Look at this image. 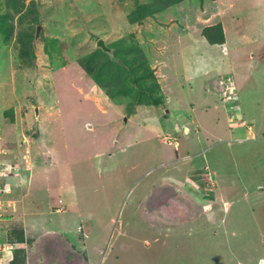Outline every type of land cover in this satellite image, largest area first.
<instances>
[{
  "label": "rangeland",
  "instance_id": "374dc122",
  "mask_svg": "<svg viewBox=\"0 0 264 264\" xmlns=\"http://www.w3.org/2000/svg\"><path fill=\"white\" fill-rule=\"evenodd\" d=\"M37 1L11 42L0 35V114L10 101L0 163L28 169L29 185L35 172V209L51 218L20 242L31 264H264V0H183L142 22L135 0ZM216 22L223 47L203 37ZM21 32L33 34L34 56ZM100 38L136 67L140 94L117 65H105L115 98L85 70ZM184 160L199 166L188 178ZM52 186H63L56 205ZM167 191L172 207L159 200Z\"/></svg>",
  "mask_w": 264,
  "mask_h": 264
},
{
  "label": "trees",
  "instance_id": "16d2710c",
  "mask_svg": "<svg viewBox=\"0 0 264 264\" xmlns=\"http://www.w3.org/2000/svg\"><path fill=\"white\" fill-rule=\"evenodd\" d=\"M183 0H149L145 3H140L138 0H135L136 2V9L133 12L132 18L134 20L142 22V20L145 17H148L150 15H153L157 12H160L164 9H167L170 6H173L177 3L182 2ZM204 1V0H200ZM0 11L3 8L5 9V12L0 13V35L4 37V39L7 42H11V37L14 34L15 29H17L16 23L21 24L23 20L25 21L26 18H28L27 15H30L31 13L33 14L35 12V8L38 5L37 0H30L29 3H26V0H1L0 2ZM18 15L17 22L14 20V18ZM35 21V19H34ZM39 21V20H38ZM24 23V22H23ZM23 25V24H22ZM203 36L205 37L206 41L212 45H220L223 46L225 43V32L223 25L220 22H216L213 25H208L203 29ZM33 37L32 33H22L19 35V41L23 44V53H28L31 52V56H34L33 53V42L31 41V38ZM20 43V44H21ZM21 44V48H22ZM113 48V47H111ZM118 50V47H116ZM115 49V50H116ZM103 58L106 56L107 58L100 63V57ZM117 51H115V57H117ZM99 58V64H97V67H93V63L95 64L96 60ZM121 59V58H120ZM125 59V58H124ZM122 60L124 61L123 65H119L117 62V58H113L109 56V54L105 51H102L101 49L96 50L95 52H92L90 56L87 58L86 63H83V67L85 70H87L93 77V79L100 83L101 86L107 87L108 84L111 86V89L107 90L112 97L115 98V95L117 93L116 89L114 91V86L117 85L114 83L117 81V78L112 75V73H108V70H106V67L109 64L112 65H117L119 71L121 72L122 76H126V79L128 80V76L130 75L131 80L133 83H136L133 87H135V91L139 92V89L136 88V86L141 87L140 83V76L136 75L135 70L136 67L134 65H131V62L129 60ZM95 61V62H92ZM107 64V65H106ZM106 65V67H105ZM126 65L127 67H125ZM116 79V80H115ZM125 80L122 81L124 83ZM108 83V84H107ZM120 88V87H117ZM118 90V89H117ZM121 90H118V93H120ZM142 92V90L139 92V94ZM138 101H140V98H138ZM160 102V100L155 101ZM7 110H5L6 112ZM7 114V113H5ZM8 116V115H6ZM12 119L14 118L11 116ZM9 118V117H8ZM7 234H15L17 237H11L10 240L11 242H24V231L22 229H15V230H9ZM31 238V237H30ZM14 256L12 257L11 260H6L4 264H28V254L26 248H17V251L14 252ZM31 264V263H30Z\"/></svg>",
  "mask_w": 264,
  "mask_h": 264
},
{
  "label": "crops",
  "instance_id": "0c3cea01",
  "mask_svg": "<svg viewBox=\"0 0 264 264\" xmlns=\"http://www.w3.org/2000/svg\"><path fill=\"white\" fill-rule=\"evenodd\" d=\"M226 42H227V40L225 41V43ZM225 43H224V45H225ZM216 46L223 47V46H220V45H216ZM198 59H201V60L196 61V63L197 64H201L205 60L204 54L201 55V53H200ZM12 71L14 72L13 62H12ZM11 83H12V85H14V78L13 77L11 78ZM14 94H15V92H14ZM9 102L10 101H8L7 106L10 105ZM7 106L2 107L1 110L4 113L1 112V114H0V132L2 133V135L3 134L6 135V136H3V137H5V139L8 137V129H9L8 121L10 120L6 116L7 114H5L6 113L5 110H7ZM262 112H263L262 118H264V110ZM251 120L254 121V119H251ZM14 128H15V126H12V130ZM185 130L188 133L191 132V129H185ZM234 130L237 131L236 128H233L232 131H234ZM243 132L244 131L242 130V133ZM234 134H235V132H234ZM260 134L261 135H264V129H261V133ZM236 137L238 138V136H236ZM239 137H241V136H239ZM25 138L26 137H23L22 138V142L26 141ZM6 141H8V143H12V144L15 142V140H11V141L10 140H6ZM261 142L262 143L264 142V138L261 139ZM116 144H119V140H118V142ZM4 149H5V154L8 153V149L7 148H4ZM121 150H122V152H125V151L128 150V147L127 146H124ZM1 151H3V148L0 149V152ZM9 152H12V151L10 150ZM98 152L99 153L96 154L97 156H99V157L104 156L103 155L104 154L103 151H98ZM16 153L14 152L12 154L10 161H14L13 158H15ZM261 153L262 152H260V155H261ZM105 155H108V154H105ZM111 156H113V155L110 154L109 157H111ZM176 159L179 160V161L181 160L179 158H176ZM184 161L189 164L188 171H187V178H188L189 175H190V172L192 171V168H194V171H198L199 166H198V163L197 162L194 163L193 161H190V160H184ZM0 164H2V163H0ZM195 167H197V169ZM27 170L28 169L25 170V167H24V171H23V168L20 169L18 166H15V173L12 174L9 178H7V180H3L4 182H9L11 184V186H12V192L10 194H7L6 195V199L10 203L8 204L7 214L2 218V221L0 223V235L1 234H3L4 236L7 235V231H9V230L22 229L24 231V236L25 237L26 236L33 237L34 235H30L29 234L30 231H31V228L32 229L35 228V226L33 227V221H34V225H35L36 221L39 220V219L40 220H43L44 222L45 221H48L49 219H51V218L48 219V216H47L48 213H46V211H48L47 209H45L46 211H44V213H43V210H41V208L39 210H36L35 209V205H38V204L42 207L41 202H38V203L35 202V200H36L35 199L36 193L39 192L40 190H36L35 191V172L34 171H32L33 173L31 174V177H30L31 180H30V185H29V180L27 179V175H26V173H27L26 171ZM215 172L216 171L211 172V176H210L211 178H212V175H214ZM68 175L69 176H66L68 178L67 180H70L71 172H69ZM208 179H209V176H208ZM188 180L190 181V179H188ZM1 181H2V179H0V182ZM68 184L69 185L66 184V186L68 187L69 191L71 192L74 189V184L71 183V181ZM62 187L63 186H60V187H58V186H52L53 190H54V188L57 189V190H55V192H52L51 191L52 193L51 194L49 193V200L51 201V203H53V205L54 204L56 205L59 202V199L60 200L61 199L64 200L65 197L62 195V193L60 191L62 189ZM163 189H165V188H163ZM163 189H159V191H163ZM154 191H156V189ZM176 191H177V189H176ZM182 192L184 193L182 195V199L184 200V202L187 201L186 202L187 204L188 203L189 204H195V205H198L199 204V202L195 201L192 197L186 198L187 196H190L187 192H185V191H182ZM174 193L171 192V191H167V192H164L162 195H160V197H162L163 200H164L163 201L162 199H159L160 201L163 202V204H161V205H164L165 207H167L166 205H169L171 207L174 206V205H176V203L178 201V199L176 198V196H178V195H177V193L176 194H174ZM173 196H175V198H173ZM26 197L29 198V202H25L26 201ZM35 203H37V204H35ZM66 209H67V207H66ZM29 210H31V211H29ZM30 212H33V213H30ZM49 212H51V213H53L55 215L54 216V220L55 221H58V219L62 215H64V214L59 213V212L58 213L57 212H53V211H49ZM77 213H78V210H77ZM49 215H51V214H49ZM4 225H6V226H4ZM45 225H46L45 227L49 228L48 231L50 230L49 231L50 233L56 234V231H52L51 232L52 227H49L48 223H46ZM3 226L6 227L7 229L4 228ZM60 235H62V233L61 232H58V236H60ZM3 240H5V239H3V238H2V240L0 239V244L1 243H3V244L11 243V242H3ZM17 243L20 245L19 242H17ZM67 245L64 244L63 250H66V248L70 247V246H67ZM23 246L24 245L19 246V248L20 247H23ZM33 250H35V249H33ZM32 255H34V254H31V255L29 254L28 255V264H30L32 262V261H30V259H35V257L32 256ZM42 256H45V255H42ZM42 260H43V258H42ZM5 262H6V260L3 257L0 256V264H4ZM39 264H42V262L39 263Z\"/></svg>",
  "mask_w": 264,
  "mask_h": 264
},
{
  "label": "built area",
  "instance_id": "2783aa9c",
  "mask_svg": "<svg viewBox=\"0 0 264 264\" xmlns=\"http://www.w3.org/2000/svg\"><path fill=\"white\" fill-rule=\"evenodd\" d=\"M226 99H231L233 101V96L232 94H228ZM224 98V99H225ZM236 99V97H235ZM15 171V165L12 163L9 164H0V179L2 178H7L11 175V173ZM11 192V187L8 184L0 182V217L4 213V208L8 207L7 199L4 197L7 193ZM20 245L17 243H7L5 245L0 246V250L3 253V258L5 260L12 259V256L15 252V250L19 247Z\"/></svg>",
  "mask_w": 264,
  "mask_h": 264
},
{
  "label": "water",
  "instance_id": "95a60500",
  "mask_svg": "<svg viewBox=\"0 0 264 264\" xmlns=\"http://www.w3.org/2000/svg\"><path fill=\"white\" fill-rule=\"evenodd\" d=\"M40 30H41V25L38 24L37 27H36V33H35V37L36 38L39 37ZM96 47L102 49L105 52H107L108 54H110L115 59V49L109 47L105 43V40L104 39H101V38L98 39L97 42H96ZM35 114H36L37 117L39 116V110H38V108H36V113ZM88 127L91 128L92 127L91 124H88ZM261 264H262V262H261Z\"/></svg>",
  "mask_w": 264,
  "mask_h": 264
},
{
  "label": "clouds",
  "instance_id": "9594fccd",
  "mask_svg": "<svg viewBox=\"0 0 264 264\" xmlns=\"http://www.w3.org/2000/svg\"><path fill=\"white\" fill-rule=\"evenodd\" d=\"M236 101H237V100H236ZM233 103H234V102H233ZM14 165H15V164H14ZM14 173H15V171H13V172L11 173V175L14 174ZM11 175H10V176H11ZM10 176H9V177H10ZM9 177H7V178H9ZM7 178H2V183L8 184V185L11 187V192H12V186H11V184H10L9 182H4V181H3V180H7ZM11 192H9V193H7V194H10ZM7 194H6V195H7ZM6 195H5V198H6ZM3 215H5V212L3 213Z\"/></svg>",
  "mask_w": 264,
  "mask_h": 264
}]
</instances>
